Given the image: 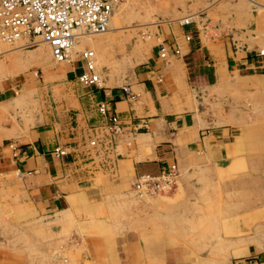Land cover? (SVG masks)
<instances>
[{
    "label": "crops",
    "instance_id": "obj_1",
    "mask_svg": "<svg viewBox=\"0 0 264 264\" xmlns=\"http://www.w3.org/2000/svg\"><path fill=\"white\" fill-rule=\"evenodd\" d=\"M189 11L185 4L172 7V21L155 26V41L142 63L118 82L105 83L98 69L101 85H82L74 52L70 60L53 63L55 68L43 65L47 78L42 71L39 79L32 71L3 74L0 188L13 184L14 171L17 201L35 216L78 215L81 220L107 205L113 194L131 189L138 174L156 175L170 163L176 169L174 189L176 180L193 190L197 177L213 182L219 173H233L241 158L251 159L249 172L264 173V66L255 54L264 48V34L252 35L248 28L229 29L231 37H207L192 19H178ZM159 43L166 46L164 58L158 55ZM35 52L42 55L43 46ZM101 100L123 123L110 138L99 126L103 117L96 103ZM56 146L65 152L55 155ZM165 202V213L145 215L143 208L111 234L92 235L94 264H198L183 255H202L207 247L191 249L174 240L182 226L169 228V222L184 216L178 203ZM229 246L230 264H264V243L249 240L240 246L233 239Z\"/></svg>",
    "mask_w": 264,
    "mask_h": 264
},
{
    "label": "rangeland",
    "instance_id": "obj_2",
    "mask_svg": "<svg viewBox=\"0 0 264 264\" xmlns=\"http://www.w3.org/2000/svg\"><path fill=\"white\" fill-rule=\"evenodd\" d=\"M183 4L190 11L181 13L178 19L189 14L192 23H197V28L207 37H231V30L248 28L252 35L264 34V16L257 20L252 16L253 13L264 15V0H120L107 31L79 37L71 53L75 56L79 49H92L96 69L105 83L118 82L144 60L155 41V26L172 21L170 9ZM98 37L105 39L94 46ZM41 45L43 54L36 57L35 51ZM60 62L38 38L21 47L0 40V77L9 72L12 75L32 71L39 79L43 65L54 67L53 63ZM43 77L47 78L44 72ZM250 161L241 158L233 164L235 172L219 173L213 182H201L197 177L198 188L193 190H187L176 180L172 195L171 191L139 195L132 188L126 193L113 194L107 205L81 220L78 215L35 216L25 203L17 201L19 178L13 171V184L0 188V264H94L92 235L111 234L120 229L122 220L143 208L145 215H151L152 210L165 213V201L178 203L176 208L184 216L168 223L169 228L182 226L179 232L175 229L173 235L178 236L174 240L191 249H208L202 255L189 253L183 257L198 264L203 258L202 264H230L234 254L227 250L233 239L240 246L249 240L264 243V173L249 172L254 169L246 167ZM140 200H144L142 208L137 206ZM148 220L151 222L152 217Z\"/></svg>",
    "mask_w": 264,
    "mask_h": 264
},
{
    "label": "built area",
    "instance_id": "obj_3",
    "mask_svg": "<svg viewBox=\"0 0 264 264\" xmlns=\"http://www.w3.org/2000/svg\"><path fill=\"white\" fill-rule=\"evenodd\" d=\"M118 1L120 0H0V40L12 44L24 38L28 44L38 38L49 46L54 59L70 60L68 49L75 40L77 31L88 33L106 30L113 5ZM189 21L190 16L181 19L182 23ZM188 36L185 35L186 38ZM172 52L178 53V48L172 47ZM166 53V46L159 43L158 55L164 58ZM255 54L259 59L258 63L264 66V48L256 49ZM76 55L81 63L77 80L82 85L100 86L101 80L92 49H79ZM96 108L103 117L99 126L106 131L107 138L122 131V121L115 112H107L109 108L105 101H98ZM96 126L98 125H91ZM94 142V138L89 140L91 144ZM52 151L55 155L65 152L58 146ZM175 177V164L170 163L156 175L138 174L132 181L131 188L139 195L169 193ZM232 263L235 264L236 261Z\"/></svg>",
    "mask_w": 264,
    "mask_h": 264
},
{
    "label": "bare ground",
    "instance_id": "obj_4",
    "mask_svg": "<svg viewBox=\"0 0 264 264\" xmlns=\"http://www.w3.org/2000/svg\"><path fill=\"white\" fill-rule=\"evenodd\" d=\"M119 2V1H118ZM118 2H116L114 5H113V8H112V11H111V13H110V16H109V20H108V24H109V21H110V19H111V16H112V14H113V11H114V9H115V7H116V4L118 3ZM107 29H108V27H107ZM104 31H107V30H104ZM88 33H90V32H88ZM85 35H87V33H82L81 31H77V34H76V38H75V40L73 41V43L71 44V46L69 47V49H68V55L70 56V53H71V49H72V47L75 45V43L77 42V40H78V38L79 37H84ZM41 41V40H40ZM27 42L28 41H26V40H24V38H22L21 40H19V41H16L15 43H8V42H5V43H7V44H9V45H18V46H22V45H26L27 44ZM43 42V41H42ZM43 43H45V42H43ZM93 51V50H92ZM94 53V52H93ZM94 59H95V57H94ZM96 65V64H95ZM97 70V69H96ZM98 72V71H97Z\"/></svg>",
    "mask_w": 264,
    "mask_h": 264
}]
</instances>
